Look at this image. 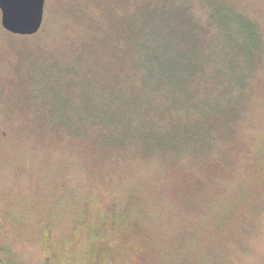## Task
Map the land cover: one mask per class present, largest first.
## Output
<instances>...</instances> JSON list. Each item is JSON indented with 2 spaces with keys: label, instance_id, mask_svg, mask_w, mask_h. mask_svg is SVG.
I'll return each instance as SVG.
<instances>
[{
  "label": "rangeland",
  "instance_id": "obj_1",
  "mask_svg": "<svg viewBox=\"0 0 264 264\" xmlns=\"http://www.w3.org/2000/svg\"><path fill=\"white\" fill-rule=\"evenodd\" d=\"M225 6L260 40L231 102ZM176 15L206 67L187 95L154 59ZM0 261L264 264V0H45L35 34L0 24Z\"/></svg>",
  "mask_w": 264,
  "mask_h": 264
},
{
  "label": "trees",
  "instance_id": "obj_2",
  "mask_svg": "<svg viewBox=\"0 0 264 264\" xmlns=\"http://www.w3.org/2000/svg\"><path fill=\"white\" fill-rule=\"evenodd\" d=\"M214 14L215 15L213 16V18L208 17L211 25H213L216 29L222 28L224 30V33L227 32V34L238 33L240 34L238 36L241 39V44L238 46L237 51H235V54L239 60L236 63L233 62L229 64L228 66V69L232 73H229L231 77L238 75L240 78L234 80L232 79L234 85L232 89L231 84L228 85V90L223 89V91L227 92L225 94L227 96L229 95L227 97L228 101L231 102L233 100H236L231 97L234 93L233 89H243L244 87L245 80L243 78V73L249 69L251 62L253 61L252 52L253 50H255L260 40L259 36L256 34L252 22L246 19L245 16H242V14L237 13L234 9L225 6L216 9ZM184 19V17H181L182 21H185ZM179 20L180 19H177L176 15L175 18H173L174 22H171L172 26H175V28H177L176 39H173L172 37L173 32H169V22L161 24V29L164 30V32L160 34V38L161 35L164 36L162 39L159 38V41L157 42V44L159 43L158 48H160V55H158L159 60L157 59V57H154V59L158 61V66L160 67L159 80L162 82L161 85H167L170 91L177 89L178 94L183 93L187 95V92L189 91V82L193 81L192 78L196 76L197 73L203 74L206 70V67L205 62L202 65L197 57L201 54V49L196 56L194 46L192 47L191 45L184 44L188 43L187 41L185 42L186 38L191 39L194 43L193 39L195 40L196 35L193 31H195V29H192L193 31L191 29L185 30L182 24V27H176L177 24L179 25L181 23L179 22ZM194 25L196 24L194 23ZM196 47L198 48V45H196ZM239 61H242V63L239 64ZM162 62H164V64H162ZM236 69L239 70L240 74ZM216 73V75H219L220 71H217ZM220 88L222 89L223 87ZM193 105L195 106V104L192 103L190 105V108H192ZM208 106V108L211 109V104H208ZM0 264H2L1 261Z\"/></svg>",
  "mask_w": 264,
  "mask_h": 264
},
{
  "label": "water",
  "instance_id": "obj_3",
  "mask_svg": "<svg viewBox=\"0 0 264 264\" xmlns=\"http://www.w3.org/2000/svg\"><path fill=\"white\" fill-rule=\"evenodd\" d=\"M45 0H0L1 27L12 34H35L42 23Z\"/></svg>",
  "mask_w": 264,
  "mask_h": 264
},
{
  "label": "flooded vegetation",
  "instance_id": "obj_4",
  "mask_svg": "<svg viewBox=\"0 0 264 264\" xmlns=\"http://www.w3.org/2000/svg\"><path fill=\"white\" fill-rule=\"evenodd\" d=\"M147 238V236L146 235H143V239H146Z\"/></svg>",
  "mask_w": 264,
  "mask_h": 264
}]
</instances>
